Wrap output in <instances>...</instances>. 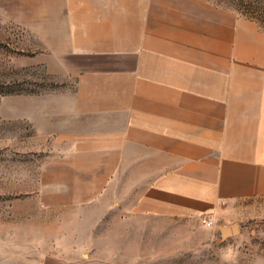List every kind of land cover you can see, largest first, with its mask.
I'll return each instance as SVG.
<instances>
[{"label": "crops", "instance_id": "crops-1", "mask_svg": "<svg viewBox=\"0 0 264 264\" xmlns=\"http://www.w3.org/2000/svg\"><path fill=\"white\" fill-rule=\"evenodd\" d=\"M7 6V18L41 46L27 66L76 82L73 92L9 96L1 106L50 151L40 180L55 184L34 197V214L60 215L69 236L50 258L39 250V264H144L155 260L154 245L166 261L174 251L160 247L177 241L92 233L111 229L118 212L127 236L142 219L190 234L194 222L211 227L204 217L264 197V30L256 22L205 0ZM129 182L134 201L118 205L112 199L127 196L119 192ZM100 243L103 256L89 252Z\"/></svg>", "mask_w": 264, "mask_h": 264}, {"label": "rangeland", "instance_id": "rangeland-1", "mask_svg": "<svg viewBox=\"0 0 264 264\" xmlns=\"http://www.w3.org/2000/svg\"><path fill=\"white\" fill-rule=\"evenodd\" d=\"M205 1L241 18L250 17L264 30V0ZM7 11V0H0V264H39V250L47 248L50 258L61 249L55 246L57 241L69 236L64 235L67 231L57 222L60 215L49 214L46 208L43 214H34L39 209L34 197L55 184L40 180L50 151L46 140L31 126L22 121L9 123L1 106L9 96L73 92L76 82L73 78L50 75L40 65L27 66L41 46L30 31L7 18ZM131 184L134 183H126L119 192L127 196L112 200L118 205L132 204L135 188L129 189ZM113 218L111 229L101 227L92 235L110 241H177L160 247L170 253L174 251L166 261L158 259L157 245L148 246L150 257L155 255V260L144 264H264V197L237 202L218 219L204 217L213 221L211 227L194 222L191 235L179 231L178 223L173 231L142 219L133 223L127 236L119 213ZM233 226L239 227V234L223 237L222 228ZM83 237L90 238L91 234L84 232ZM102 244L89 252L103 256L106 247ZM82 247L86 250L88 246L81 241L79 248ZM128 249L134 253L135 247Z\"/></svg>", "mask_w": 264, "mask_h": 264}, {"label": "water", "instance_id": "water-1", "mask_svg": "<svg viewBox=\"0 0 264 264\" xmlns=\"http://www.w3.org/2000/svg\"><path fill=\"white\" fill-rule=\"evenodd\" d=\"M223 237H229L231 235H238L239 234V227L233 226L231 228H222L221 230Z\"/></svg>", "mask_w": 264, "mask_h": 264}, {"label": "built area", "instance_id": "built-area-1", "mask_svg": "<svg viewBox=\"0 0 264 264\" xmlns=\"http://www.w3.org/2000/svg\"><path fill=\"white\" fill-rule=\"evenodd\" d=\"M202 222H203L204 224L208 225V226H213V224H214L212 221H208V220H206V219H204Z\"/></svg>", "mask_w": 264, "mask_h": 264}, {"label": "trees", "instance_id": "trees-1", "mask_svg": "<svg viewBox=\"0 0 264 264\" xmlns=\"http://www.w3.org/2000/svg\"><path fill=\"white\" fill-rule=\"evenodd\" d=\"M247 19H249V20L253 21V20H252V18H250V17H247Z\"/></svg>", "mask_w": 264, "mask_h": 264}]
</instances>
